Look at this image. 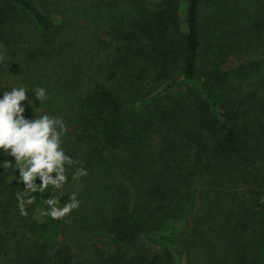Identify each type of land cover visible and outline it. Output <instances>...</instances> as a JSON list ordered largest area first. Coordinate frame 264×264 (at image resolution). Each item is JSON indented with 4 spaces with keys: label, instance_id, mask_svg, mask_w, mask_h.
Returning <instances> with one entry per match:
<instances>
[{
    "label": "trees",
    "instance_id": "trees-1",
    "mask_svg": "<svg viewBox=\"0 0 264 264\" xmlns=\"http://www.w3.org/2000/svg\"><path fill=\"white\" fill-rule=\"evenodd\" d=\"M182 3L0 0V97L72 161L43 192L0 168V264H264V0Z\"/></svg>",
    "mask_w": 264,
    "mask_h": 264
},
{
    "label": "clouds",
    "instance_id": "clouds-1",
    "mask_svg": "<svg viewBox=\"0 0 264 264\" xmlns=\"http://www.w3.org/2000/svg\"><path fill=\"white\" fill-rule=\"evenodd\" d=\"M31 91L40 102L47 98L43 87ZM28 92L24 86L12 87L0 97V151L14 157V160L0 161V168L19 170L16 181L24 183L26 193L43 192L49 185L60 188L66 180L65 165L72 163L61 147L65 125L61 119L47 114L28 119L25 113L31 105L22 104L28 101ZM85 174L83 170L76 173L77 177ZM37 178L42 181L40 184L36 183ZM28 202L31 203V199ZM47 204L53 206L50 213L53 218L62 217L78 206L75 199L62 210L55 208V201L51 199Z\"/></svg>",
    "mask_w": 264,
    "mask_h": 264
},
{
    "label": "rangeland",
    "instance_id": "rangeland-1",
    "mask_svg": "<svg viewBox=\"0 0 264 264\" xmlns=\"http://www.w3.org/2000/svg\"><path fill=\"white\" fill-rule=\"evenodd\" d=\"M183 1V6H184V2H185V0H182ZM184 10V8H181V11H183ZM242 61L241 60H238V59H231V61L229 62V63H227V65L226 66H228V67H234V66H237V65H239L240 63H241Z\"/></svg>",
    "mask_w": 264,
    "mask_h": 264
}]
</instances>
